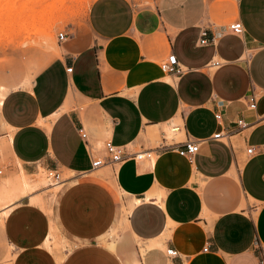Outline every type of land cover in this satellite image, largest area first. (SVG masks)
I'll use <instances>...</instances> for the list:
<instances>
[{"label": "crops", "instance_id": "obj_1", "mask_svg": "<svg viewBox=\"0 0 264 264\" xmlns=\"http://www.w3.org/2000/svg\"><path fill=\"white\" fill-rule=\"evenodd\" d=\"M236 21L241 36L230 33ZM202 30L209 42L198 46ZM66 34L60 56L30 88H19L26 79L0 84L10 89L0 103V132L4 123L13 132L4 140L8 159L29 175L41 167L71 174L52 216L29 200L8 216L0 235L14 250L11 264H58L44 246L51 222L69 239L101 236L115 220L117 192L125 198L122 228L142 243L135 255L121 259L124 248L112 240L113 251L80 250L62 264H259L264 0H156L146 9L130 0H95L85 21ZM171 54L184 69L181 76L162 70ZM252 93L254 111L245 102ZM238 120L247 128L237 131ZM178 121L188 139L199 141L194 156H181L179 145L160 151L153 164L129 157L112 168L110 186L95 175L107 167L92 168L79 134L84 126L90 144L107 139L134 154L153 149L150 134L161 137ZM218 131L231 133L228 142L212 139ZM154 241L179 257L159 249L145 262L141 248Z\"/></svg>", "mask_w": 264, "mask_h": 264}, {"label": "rangeland", "instance_id": "obj_2", "mask_svg": "<svg viewBox=\"0 0 264 264\" xmlns=\"http://www.w3.org/2000/svg\"><path fill=\"white\" fill-rule=\"evenodd\" d=\"M130 1H132L138 9L154 8L156 2V0ZM52 2H54V0H0V12L7 7L12 8L14 5H17L19 12L25 7L30 10L41 11L45 6L48 8L52 5ZM93 2V0H66L65 4L62 6L63 8L58 3L59 10L57 12V17L60 18L61 21L57 23L49 33L45 32L33 37H28L26 35L16 36L10 32L9 27L4 28V26L0 24V84H5L8 80L16 79L21 81L26 79L21 83L19 88H30L35 76L50 62L60 56L61 43L58 39L59 33H68L73 27L85 21L89 8ZM48 4L50 5L48 6ZM1 34H4V38ZM5 34H7V36ZM0 92L6 93L7 95L10 89L0 85ZM5 128L10 129V127L4 123L3 130L0 132V170L3 171V174L0 175V231L4 228L8 216L13 212L16 206L23 201L29 200V204L40 208L47 215L52 216L58 198L64 192L66 184L71 178V174L60 172L62 183L54 184L53 180L47 178V169L41 167L37 174L29 175L24 170L22 164L12 163L8 159L9 156L4 148L7 147L4 140L9 138L13 132ZM169 129L170 126L166 127L164 130L169 134ZM169 136L171 137V135ZM176 138L177 140H181L183 134H178ZM106 141L107 139L100 143L91 142L93 152L96 155H104V144ZM160 142L161 137L158 134V136L152 140L151 147H157ZM17 166H20L19 172L16 170H8L10 167L16 169ZM112 168V166H109L105 169V173H97L95 175L102 176L101 179L110 186L108 175L113 172ZM28 181L35 186V189L30 194L21 195L23 193L21 191L27 188ZM18 183H20V185L22 184L21 186L23 188L20 187ZM60 185L64 186L59 190L58 187H60ZM115 195L118 199V202L115 203L117 207V214L116 217H114L115 220L111 222L109 228L105 230L101 236H98V238H82L76 240V238L73 237V239H69L64 234L57 231L51 222L50 233L44 246L55 256L58 264H62L67 255H75L76 252L80 250L95 248L103 249L108 252L113 251L107 245L112 242V240H116L118 247L122 246L124 248V255H119L121 259H130L135 255L137 252L136 249L138 248L137 245L140 246L142 243L136 242L127 231L123 230L121 225V209L125 198L118 192ZM162 249L166 252L167 248L163 245ZM13 253L14 250L12 246L1 239L0 235V264H11L15 258ZM138 259L141 260L140 257Z\"/></svg>", "mask_w": 264, "mask_h": 264}, {"label": "built area", "instance_id": "obj_3", "mask_svg": "<svg viewBox=\"0 0 264 264\" xmlns=\"http://www.w3.org/2000/svg\"><path fill=\"white\" fill-rule=\"evenodd\" d=\"M230 33L234 36H241L244 32L242 24L240 21H236L229 26ZM68 35L65 32L59 33L58 39L60 43H63L66 41ZM209 42L208 40V32L207 30H202L196 45L198 46H204ZM214 66H218L219 63L217 61L212 63ZM162 70L165 74L173 75V76H181L184 73V69L180 66L178 62V58L175 54H171L168 59L162 63ZM69 73L73 71L72 68H69L67 70ZM256 96L252 93L248 98L245 99L246 106L248 110L254 111L256 109ZM215 119L219 122L221 120V114L216 113L214 115ZM237 125V131H241L247 128V124L244 123L243 120H238L236 122ZM79 134L84 141L87 149H89V152L91 153V156L93 158L92 161V168L94 170H98L104 167L112 166L115 168L119 164L123 163L127 158L134 157L136 160L140 161H146L150 164H153L158 155L159 152L162 150H167L170 147L179 146L182 145V147L178 148V153L186 158H191L194 156L199 149V141L197 140H191L188 139L186 136L185 126L183 121L180 123H175L170 126L169 134L167 132H163L161 135V142L156 148L143 150L141 152H137L134 154H126L125 151L113 145L111 141H107L104 144V156H97L92 149V146L89 142V135L84 128V126H81L79 128ZM178 134H183L186 139L185 140H177L176 136ZM171 135V137L169 136ZM231 136L230 132H224V131H218L215 134H213L212 139L220 142H228L229 138ZM247 155L252 156L255 154L254 148L250 147L246 151ZM47 171V178L49 180H53L54 184H61V173L55 170H46ZM3 172L0 171V174ZM207 249H204L206 251ZM166 255L170 258H177L179 257V252L174 248H167L166 249ZM259 264H264V255L259 261Z\"/></svg>", "mask_w": 264, "mask_h": 264}, {"label": "bare ground", "instance_id": "obj_4", "mask_svg": "<svg viewBox=\"0 0 264 264\" xmlns=\"http://www.w3.org/2000/svg\"><path fill=\"white\" fill-rule=\"evenodd\" d=\"M93 1H95V0H93ZM65 2H66V0H58V1L54 0V2H52V5L48 4V6L49 5L50 6L48 8H46L47 6H45V8L41 11L30 10L27 7H25L24 9H21L19 12L17 5H14L12 8L7 7L5 10H2L0 12V24L3 25L4 28L9 27L10 32L16 36L26 35L28 37H30V36L33 37L35 35L42 34L45 32L49 33L52 30V28L57 23H59L61 21L60 18L57 17V12L59 10L58 3L62 7L65 4ZM38 10H40V9H38ZM63 12H64V10H63ZM62 16H64V15H62ZM1 35H3V38H4V34H1ZM5 35L7 36V34H5ZM5 96H6V93L0 92V103L2 102V100L4 99ZM150 136L152 139H155L158 136V134L153 133V135L150 134ZM23 178H25V177H23ZM20 183H18V184L20 187H22L21 186L22 184L20 185ZM22 188H21V190H22ZM34 189H35V186H33L31 184V182L28 181L27 182V188L24 191H21V192H23L21 195L30 194ZM159 249H162L161 244L159 242H156V241L149 242V245L146 246V248H141V253H142L144 259L147 261L149 253L154 251V250H159Z\"/></svg>", "mask_w": 264, "mask_h": 264}]
</instances>
